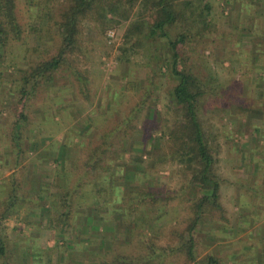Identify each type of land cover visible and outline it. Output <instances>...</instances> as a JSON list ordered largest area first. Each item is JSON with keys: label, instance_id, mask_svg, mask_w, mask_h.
Returning <instances> with one entry per match:
<instances>
[{"label": "rangeland", "instance_id": "rangeland-1", "mask_svg": "<svg viewBox=\"0 0 264 264\" xmlns=\"http://www.w3.org/2000/svg\"><path fill=\"white\" fill-rule=\"evenodd\" d=\"M64 1L59 0V3ZM185 1L193 3L197 12L190 15L192 21H180L176 31L186 34L191 28L188 34L192 36L191 43L184 47L183 57L189 59L188 64L195 67L199 78L207 79L206 83L216 90L200 102L199 116L217 152L216 171L224 180L219 191L223 219L218 220L224 230L204 226L197 233L198 258L211 254L225 264H261L264 262V62L261 57L264 36L258 35L263 29L259 30L257 27L261 24H258L252 30L249 20L255 22L257 18L248 11V0H177V4ZM18 2V17L21 24L26 25L24 42L10 43L5 83L0 89V205L13 189V182L23 201L13 208L9 217L0 221V233L12 253L9 264H90L100 259L99 254L89 253L97 241L88 244L81 241L87 238L85 234L80 238L75 233L63 235L55 231L52 225H58L53 221L64 209L60 203L48 204L43 194L50 192L57 199L55 188L66 185L68 172L71 183L75 182L79 177L71 171L72 163H79L89 142L97 139L100 130L107 125L106 113H112L114 120L122 118L147 90L148 83L143 79L150 45L140 39L141 36L124 38L137 21L138 6L125 20L119 13H103L102 10L83 19L78 39L84 51L69 55V59L85 81L87 100L77 95L79 82L72 76L58 71L43 80L34 97L21 109L28 123L22 130L19 152L11 141L12 125L17 110L20 111L14 107L17 100L11 94L16 86L14 80L18 78L15 68L25 69L29 64L49 59L54 54L56 41L53 29L49 27L50 32L45 35L49 25L44 21L35 22L36 16H30L32 10L28 9V4ZM205 5L209 6L207 14ZM123 6L118 5L119 12ZM101 7L103 2L97 9ZM110 30L115 32L111 43L107 40ZM135 38L140 40L137 45ZM166 71L163 66L158 81L150 88L151 94L154 93L151 98L157 101L146 102L136 131L130 136L133 147L142 150L143 156L137 159V155L128 152L123 159L126 163L135 161L138 170L135 175H129V179L115 180L119 187L116 191L132 197L149 183L157 190L171 191L176 197L167 207L177 212L170 214L169 222L158 230L161 246L178 244L181 229L175 220L184 215L185 201L190 196L187 191L175 192L183 182V171L169 163H154L169 146L163 132L173 120L171 112L165 109L169 83ZM130 84H134V92L127 90ZM47 86L51 87L46 94L43 88ZM123 91L125 95L120 97ZM92 111L94 116L100 117L99 124H89ZM44 115L48 117L47 122ZM88 127L91 130L84 135ZM140 138L143 141L136 143ZM130 163L128 167L133 169ZM78 212L72 213L69 224H82L89 214L87 209ZM100 213L98 215L108 218L104 211ZM239 216L243 217L239 219ZM90 230L93 234L102 233L93 220ZM135 245L133 240L130 246H124L116 234L104 249L134 254ZM166 264L183 263L176 255L167 258Z\"/></svg>", "mask_w": 264, "mask_h": 264}, {"label": "trees", "instance_id": "trees-1", "mask_svg": "<svg viewBox=\"0 0 264 264\" xmlns=\"http://www.w3.org/2000/svg\"><path fill=\"white\" fill-rule=\"evenodd\" d=\"M18 1L0 0V89L5 83L10 43L24 42L23 31L26 25L23 26L18 17L20 10ZM22 1L28 4L29 10H32L30 16H36V20L33 19L35 22L44 21L49 25L45 35L50 32L49 27L53 29L56 46L54 54L49 59L34 65L29 64L25 69L15 68L18 78L14 80L16 86L11 94L17 100L14 107L20 111L17 110V117L12 125L11 141L19 152L22 130L28 123V117L21 109L34 97L43 80L58 71L72 76L79 82L77 95L87 100L88 89L85 81L81 79L77 66L69 59V55L84 51L78 39L79 25L83 19L88 15L92 16L96 10H102L103 13H119L125 20L130 18V13L138 6L137 21H134L124 38L127 39L128 35L141 36L140 39L147 40L150 45L143 79L148 83L147 90L138 96L139 101L129 107L122 118L114 120L112 113H106L107 125L100 130L97 139L89 142V147L84 151L79 163L76 164L75 161L72 163L71 171L74 170L78 174L76 177L79 178L71 183L70 172L67 173V180L64 173L63 180L66 185L63 188L56 187L54 191L59 197L56 199L53 197L55 195L46 191L43 194L48 204L53 206L60 203L64 209L53 221L58 225L57 227L52 225L55 231L63 235L75 233L80 238L81 234H85L87 238L84 240L81 238V241L88 244H93L96 240V246L89 253L99 254L100 259L93 260L90 264H166L167 258L176 255L180 256L183 264H225L217 256L208 254L198 258L197 254L196 235L204 226L211 230L215 228L219 231L224 230V227L218 224V220L223 219L219 191L224 180L216 171L217 152L199 116L200 102L208 94H215L216 90L209 82L206 83L207 79L201 80L196 74L195 67L188 64L189 59L183 57L184 47L191 43L192 36H188L192 32L191 28L186 34L176 31L178 23L183 19L192 21L190 15L196 11L193 3L185 1L180 5L177 4V0H65L63 3H59V0ZM102 2L103 7L97 9ZM122 4L124 6L119 12L118 5ZM204 8L207 14L209 6L205 5ZM139 42L140 40L135 38L134 44L137 45ZM121 50L126 53L125 48ZM163 66L167 69L165 76L169 81L165 109L171 112L173 120L163 132L169 140V146L154 163H169L178 167L180 172L183 171V182L175 192L187 191L190 194L185 201L184 215L175 220L181 229V238L177 245L165 246L158 244L161 234L158 230L169 222L170 214L177 212L167 207L176 197L172 196L171 191L157 190L150 186V183L146 189L141 188L133 197L122 191L117 192L119 187L115 185L117 178L129 179L131 178L129 175H135L138 170L135 161L127 162L133 165V169H130L123 159L128 152L137 155V159L143 156L142 150L133 147L130 136L132 137L136 131L146 102L157 101V98H151L154 93L151 94L150 88L158 81ZM133 85H128L129 92L135 91ZM49 87L43 88L46 94ZM125 92H121L120 97H123ZM47 97L49 99L50 95ZM117 101L122 100L117 98ZM47 118L46 115L45 122ZM99 119L100 117L94 116L92 111L89 124H99ZM89 128L84 135L91 130ZM141 138L136 143L140 144L143 141ZM15 187L13 182V189L0 205L2 207L0 221L9 217L13 208L23 201ZM84 209H87L89 214L83 219L82 224L68 223L72 213L78 214L79 210ZM101 211H104L108 218L98 215ZM91 215L93 223L101 228L102 233L91 232ZM241 217L243 216L238 218ZM116 234H119L124 246H130L133 240L136 241L134 254H121L104 249L106 243L116 238ZM11 254L4 235L0 233V264H9Z\"/></svg>", "mask_w": 264, "mask_h": 264}, {"label": "crops", "instance_id": "crops-1", "mask_svg": "<svg viewBox=\"0 0 264 264\" xmlns=\"http://www.w3.org/2000/svg\"><path fill=\"white\" fill-rule=\"evenodd\" d=\"M258 2L252 1V0H248V4H249V8L248 11L254 15H256L254 18H257V21L253 22L254 20H249V22L252 24V30L256 29L255 27L258 26V24H261L260 27H257L259 30H261L262 32H260V34L258 35V37H263L264 36V0H257ZM255 10V11H253ZM257 10V12H256ZM261 41H264V37ZM264 44V43H263ZM264 47V45H263ZM264 50V49H263ZM261 57L263 59L264 62V52L261 54ZM257 60H261V59H257Z\"/></svg>", "mask_w": 264, "mask_h": 264}, {"label": "built area", "instance_id": "built-area-1", "mask_svg": "<svg viewBox=\"0 0 264 264\" xmlns=\"http://www.w3.org/2000/svg\"><path fill=\"white\" fill-rule=\"evenodd\" d=\"M115 39V32L113 30L108 31L107 40L111 43Z\"/></svg>", "mask_w": 264, "mask_h": 264}]
</instances>
